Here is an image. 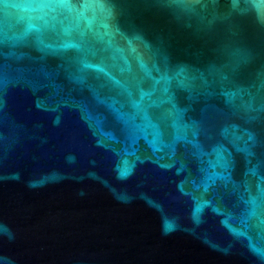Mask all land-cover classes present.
Segmentation results:
<instances>
[{
    "label": "water",
    "instance_id": "95a60500",
    "mask_svg": "<svg viewBox=\"0 0 264 264\" xmlns=\"http://www.w3.org/2000/svg\"><path fill=\"white\" fill-rule=\"evenodd\" d=\"M0 264H264V0H0Z\"/></svg>",
    "mask_w": 264,
    "mask_h": 264
},
{
    "label": "snow or ice",
    "instance_id": "6c2138e0",
    "mask_svg": "<svg viewBox=\"0 0 264 264\" xmlns=\"http://www.w3.org/2000/svg\"><path fill=\"white\" fill-rule=\"evenodd\" d=\"M70 6V5H69Z\"/></svg>",
    "mask_w": 264,
    "mask_h": 264
}]
</instances>
